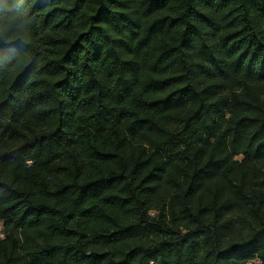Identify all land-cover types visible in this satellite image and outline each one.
Here are the masks:
<instances>
[{
    "label": "trees",
    "instance_id": "trees-1",
    "mask_svg": "<svg viewBox=\"0 0 264 264\" xmlns=\"http://www.w3.org/2000/svg\"><path fill=\"white\" fill-rule=\"evenodd\" d=\"M22 7L0 16V264H264V0Z\"/></svg>",
    "mask_w": 264,
    "mask_h": 264
},
{
    "label": "clouds",
    "instance_id": "clouds-1",
    "mask_svg": "<svg viewBox=\"0 0 264 264\" xmlns=\"http://www.w3.org/2000/svg\"><path fill=\"white\" fill-rule=\"evenodd\" d=\"M22 5L23 0H14L12 12L6 14L0 13V16H3L5 19H7L10 25H17L22 21L27 12V9L25 7H22Z\"/></svg>",
    "mask_w": 264,
    "mask_h": 264
},
{
    "label": "rangeland",
    "instance_id": "rangeland-1",
    "mask_svg": "<svg viewBox=\"0 0 264 264\" xmlns=\"http://www.w3.org/2000/svg\"><path fill=\"white\" fill-rule=\"evenodd\" d=\"M241 158H242V157L238 156V157H236L235 159H236V160H240ZM2 228H3V226H2V223L0 222V236L3 237V234H1V230H2ZM251 262H252V263H254V262H258V260H257V259H253Z\"/></svg>",
    "mask_w": 264,
    "mask_h": 264
},
{
    "label": "snow or ice",
    "instance_id": "snow-or-ice-1",
    "mask_svg": "<svg viewBox=\"0 0 264 264\" xmlns=\"http://www.w3.org/2000/svg\"><path fill=\"white\" fill-rule=\"evenodd\" d=\"M3 3V0H0V4H2Z\"/></svg>",
    "mask_w": 264,
    "mask_h": 264
}]
</instances>
